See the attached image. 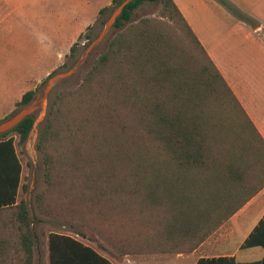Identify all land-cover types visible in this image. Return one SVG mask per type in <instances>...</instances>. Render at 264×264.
<instances>
[{
	"label": "rangeland",
	"instance_id": "rangeland-1",
	"mask_svg": "<svg viewBox=\"0 0 264 264\" xmlns=\"http://www.w3.org/2000/svg\"><path fill=\"white\" fill-rule=\"evenodd\" d=\"M207 2L187 0L186 15L193 32L233 88L237 89L235 83L240 85L238 95L247 108L262 104L264 112V0H210V6ZM111 5L112 0H0V124L29 108L27 114L34 116L27 141L19 144L16 137L23 165L19 200L27 202L37 234L34 264H49L50 232L78 237L116 258L108 243L131 239L133 230L149 229L145 222L151 211L153 218L165 214L164 206H157L161 204L144 201L147 185L129 174L132 167L128 161L139 150L134 133L138 134L125 127L130 121L122 120L121 102L111 94L110 89L120 87L117 77L112 71H102L85 81L111 39L121 31L113 25L89 51L118 8L99 14ZM143 20L175 44L196 71L207 64L184 23L164 16L160 3L141 4L126 27ZM80 34L88 36L79 39ZM76 42L72 57L70 49ZM161 49L158 56L165 57L167 49ZM71 71L47 91L53 76ZM164 83L167 88L162 92L168 97L161 100H169L175 87ZM152 85L159 86L156 80ZM29 90L36 91L33 101L17 109L16 103ZM153 91L160 95L157 88ZM173 104L171 100L170 106ZM52 117L51 135L42 144V134ZM47 167L49 178L45 175ZM254 189L248 180L244 190L227 192L222 198H237L242 192L246 197ZM212 203L213 213L214 207L220 206L219 202ZM12 214L10 210L0 212V236L7 241L0 264H23L24 260ZM212 224L209 220L203 223L202 233ZM155 227L151 226L150 232Z\"/></svg>",
	"mask_w": 264,
	"mask_h": 264
},
{
	"label": "trees",
	"instance_id": "trees-1",
	"mask_svg": "<svg viewBox=\"0 0 264 264\" xmlns=\"http://www.w3.org/2000/svg\"><path fill=\"white\" fill-rule=\"evenodd\" d=\"M220 1L225 3V0ZM123 2L112 0V5L101 9L99 14L119 7ZM144 2L160 3L164 16L180 19L202 50L207 64L196 71L192 68L193 62L184 61L175 44L149 27L148 20L126 27L132 21L133 12ZM114 27L121 31L111 39L107 51L100 56L85 81H91L96 72L102 71H112L111 74L117 77L120 87L110 89L111 94L121 102L122 120L130 121L125 127L130 126L138 134L134 133L138 137L135 140L139 150L128 161V166L132 167L129 174L147 185L144 201L149 199L161 204L157 206H164L165 214L153 218L151 211L148 222L144 220L149 229L133 230L129 235L131 239L123 237L118 244L108 243L107 246L119 256L147 255L151 250L167 249L173 253L184 248L190 250L207 231L202 233L203 223L207 222L214 206L212 202H226L223 194L230 189L233 192L244 190L250 173L264 172V139L174 0L131 1L116 19ZM84 36L88 34H80L79 39ZM163 47L167 49L165 57L158 56ZM76 49L77 42L71 47L70 56H75ZM153 80L157 81L158 87L152 85ZM165 81L175 87L169 100H161L168 97L162 92L167 88ZM154 88L160 91L159 96ZM35 93V90L24 93L16 108L29 105ZM176 99L182 101L181 104H176ZM171 100L174 101L172 106ZM54 112L55 107L50 114L54 115ZM53 121V117L47 121L42 144L49 140ZM33 125L34 116L29 115L11 130L0 134V212L10 210L13 213L12 223L18 232L17 243L24 256L23 264H34L37 234L27 202L19 200L23 165L17 152L16 137H19V144H24ZM45 175L50 177L48 167ZM201 175L206 178L202 179ZM228 184L232 187L228 188ZM135 216H132L134 221ZM151 226H156L153 232H150ZM263 229L264 221L244 246H264ZM188 237L191 245L187 243ZM6 244V239L0 236V254L4 253ZM48 247L50 264H112L99 249L69 234L50 232Z\"/></svg>",
	"mask_w": 264,
	"mask_h": 264
},
{
	"label": "crops",
	"instance_id": "crops-1",
	"mask_svg": "<svg viewBox=\"0 0 264 264\" xmlns=\"http://www.w3.org/2000/svg\"><path fill=\"white\" fill-rule=\"evenodd\" d=\"M174 1L193 30L194 28L186 15V11L189 10L187 0ZM207 1L210 6V0ZM220 72L222 73V71ZM49 74L50 71L46 73V75ZM224 78L226 79L225 76ZM226 81L264 139V130L261 127L263 126L264 129L262 104L254 103L251 105L252 108H247L238 95L241 92L240 85L235 83L237 87L235 89L231 82L227 79ZM251 174L255 177L248 176L247 180H250L255 190L250 192V195L247 194V198L245 197L246 193L243 195L242 192L237 198H225L223 201L226 202L219 203L220 207L215 206L216 211L210 212L208 216V220L213 222L212 226L202 235L203 239L198 241V244L192 249L184 248L174 253L167 249L163 251L151 250L147 255H117L116 258L101 253L112 264H264V246H244L246 240L264 221V172L254 171ZM229 191L233 192L232 189ZM245 198L246 201L243 205L236 209L239 202ZM261 239L264 241V229L261 232ZM47 251L49 256V247H47Z\"/></svg>",
	"mask_w": 264,
	"mask_h": 264
},
{
	"label": "water",
	"instance_id": "water-1",
	"mask_svg": "<svg viewBox=\"0 0 264 264\" xmlns=\"http://www.w3.org/2000/svg\"><path fill=\"white\" fill-rule=\"evenodd\" d=\"M131 1H134V0H124V2L116 9V11L113 13L112 17L110 18V20L107 22V24H106L104 30L102 31L100 37L90 46L89 51L92 50L96 45H98L99 42L103 39V37L110 31V29L112 28V26L116 22V19L122 13L124 7L127 4H129ZM70 74H72V71L57 74V75L53 76L48 82L47 91L49 89H51L52 85H54V83L56 81L63 79L65 77L69 76ZM30 111H31V108L25 110L22 114H20L18 116H13V117L9 118L7 121L1 123L0 124V134H3L5 132L11 130L15 126H17L23 119H25L26 117L29 116V114H27V113Z\"/></svg>",
	"mask_w": 264,
	"mask_h": 264
}]
</instances>
